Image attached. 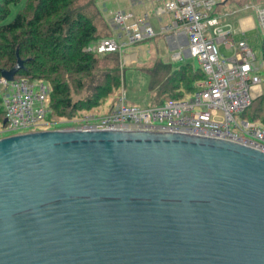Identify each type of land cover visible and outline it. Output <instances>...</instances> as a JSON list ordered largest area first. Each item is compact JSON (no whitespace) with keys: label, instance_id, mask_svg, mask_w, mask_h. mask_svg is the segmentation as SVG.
Wrapping results in <instances>:
<instances>
[{"label":"water","instance_id":"obj_1","mask_svg":"<svg viewBox=\"0 0 264 264\" xmlns=\"http://www.w3.org/2000/svg\"><path fill=\"white\" fill-rule=\"evenodd\" d=\"M0 264H264V152L167 132L0 137Z\"/></svg>","mask_w":264,"mask_h":264},{"label":"built area","instance_id":"obj_2","mask_svg":"<svg viewBox=\"0 0 264 264\" xmlns=\"http://www.w3.org/2000/svg\"><path fill=\"white\" fill-rule=\"evenodd\" d=\"M154 1L159 2L154 14L173 17L159 32L150 25L147 15L137 17L118 9L110 21L112 33L91 41L84 50L96 55L115 52L131 55L135 51L131 46L171 30L173 38L181 35L185 40L172 53V58H195L203 74L193 90L147 107L127 104L125 95L119 94L109 111L102 115L87 111L86 115L52 118L51 88L46 82L30 81L27 76H16L13 81L0 77V102L6 119L0 125V132L45 130L36 129L42 126L182 133L230 140L264 152V124L245 115L260 91L263 59L257 61L245 40H235L231 23L212 17L213 0ZM254 11L264 33V6ZM219 44L233 51L230 55L221 54Z\"/></svg>","mask_w":264,"mask_h":264},{"label":"rangeland","instance_id":"obj_3","mask_svg":"<svg viewBox=\"0 0 264 264\" xmlns=\"http://www.w3.org/2000/svg\"><path fill=\"white\" fill-rule=\"evenodd\" d=\"M213 2L215 3V8L212 17L218 20L232 21L231 24L235 31V40H245L255 54L257 61L260 62L262 58L261 47L264 33L254 10L255 8L264 6V0H213ZM127 3V0H74L70 11L71 16H76V14L82 12L90 18L96 26L95 36L100 37L107 35L113 12L120 7H125ZM24 4L25 0H20L18 3L12 4L9 14L1 23L10 22ZM148 6L149 10H151L150 5ZM248 15L253 16L254 27L242 33L236 19ZM150 20L153 25H156L154 17L150 16ZM170 42L169 44L178 47L185 44V40L181 35ZM139 45H144V47H139ZM84 48L82 51H85ZM135 48L136 50H146L148 52L147 57L140 58L139 56L135 57L133 54L122 53L97 55L95 57L93 56L94 60L89 63L88 69L82 73H69L64 67L61 68L57 75L51 66L56 63L62 64L59 56L52 58L48 54L43 55L39 52H31V54H26L27 56L22 58L26 61L30 60L25 63L27 67H31L33 63L36 64H34L35 66L42 67L40 68V72H36L39 76H27L30 81L42 80L53 89V82L55 79H58V81L69 85L71 101L82 104V107H86V101L89 98H95L98 95L100 88L105 87L108 89L105 95L101 94L100 98L97 101L95 100L96 102L93 106L90 105L91 107L89 109L81 111L79 113L80 115L88 114L89 112L87 111H91L90 114L96 115L106 113L119 94L125 95L127 104L147 107L152 103H159L167 99L176 98L180 92L182 94L188 93V91L190 92V90H193L195 82L201 78L196 59L188 56L182 60L173 59L172 53L179 49H170L165 43V38L162 34H157L147 41L140 42L135 47L131 46V50ZM218 48L220 53L224 55H230L233 51L232 48H223L221 44L218 45ZM69 50V48H66L67 52H70ZM138 59L140 60L138 61ZM186 63L190 64V66ZM183 64L186 65L183 66ZM260 76L262 79L258 93L259 97L256 96L257 98L255 97L253 99L245 115L257 119V122L262 124L264 123V99L261 102L258 101L261 95L264 94V75L261 70ZM0 77H2L1 74ZM182 81L188 82L189 84L183 86ZM189 86L191 87L190 90L183 91V88L186 89ZM255 103H259L263 109L259 115L254 112ZM236 118L239 120V117ZM36 129H46V127L40 126ZM14 133L16 132H0V137Z\"/></svg>","mask_w":264,"mask_h":264},{"label":"trees","instance_id":"obj_4","mask_svg":"<svg viewBox=\"0 0 264 264\" xmlns=\"http://www.w3.org/2000/svg\"><path fill=\"white\" fill-rule=\"evenodd\" d=\"M19 1L20 0H0V73L2 69H10L15 64L17 52L21 58L27 56L26 54H31V52H39L43 55L48 54L49 57L52 58L59 56L62 64L56 63L51 66V68H54L53 70L56 71L57 75L61 68L64 67L69 73H82L86 71L89 63L93 61L94 57L97 55L82 50L88 43L103 36H95L96 26L84 13L79 12L76 16H71L70 8L74 0H25L24 6L10 22L1 23L9 14L10 6ZM108 35L107 33L105 36ZM66 41H68V43H66ZM66 48H69L70 52H67ZM261 48L264 62V39ZM29 61L30 60H25V67L17 72V76H39L36 72H40V68L42 67L35 66V63H33L31 67H27L25 63ZM186 64L190 66V64ZM186 64H183V66ZM200 73V77L202 78L203 74L201 71ZM182 82L183 86L189 84L185 81ZM53 85V89H51L49 94L52 118L76 116L81 111H86L93 106L100 98L101 94L105 95V93L108 92L107 88H100L98 95L95 98H89L86 101V107H82V104L71 101L69 85L58 81V79H55ZM190 89L191 87L189 86L186 89L183 88V91ZM179 95H182V92H180L178 96ZM263 99L264 94L261 95L258 101L261 102ZM248 110L249 108L247 111ZM261 111H263L261 105L255 103L254 112L259 115ZM0 117L1 125L3 121L1 102ZM251 119L257 120L253 117H251Z\"/></svg>","mask_w":264,"mask_h":264},{"label":"crops","instance_id":"obj_5","mask_svg":"<svg viewBox=\"0 0 264 264\" xmlns=\"http://www.w3.org/2000/svg\"><path fill=\"white\" fill-rule=\"evenodd\" d=\"M127 1L128 3L126 4L125 7H120L118 9L124 10L125 12H128L131 15L133 14L137 17H142V16L147 15L150 25H152V27L154 28L156 32H159L162 26L170 24L171 20H173V17L170 14H166V13L160 14V15L154 14L155 8L157 7V5H159V2L157 1H154V0H135V1L127 0ZM148 5H150L151 10H149ZM150 16L154 17V19L156 20V25L152 24L150 20ZM236 21L239 23L242 33L246 31L247 29L254 27V19L252 15L237 18ZM227 22L231 23L232 21L227 20ZM111 33H112L111 26L109 24L108 34L110 35ZM158 34H162L164 36L165 43L170 49L178 48V46H173L172 44H169L170 41L176 38V37L173 38V32L171 30H169V32L158 33ZM139 47H144V45H139ZM134 50L135 51L132 54L135 55V57L139 56L140 58H146L148 55V52L146 50H143V49L136 50V48ZM139 60L140 59H138V61ZM195 85H196V82H195ZM186 94L187 93H184L182 95L184 96ZM178 97H181V96H178Z\"/></svg>","mask_w":264,"mask_h":264}]
</instances>
